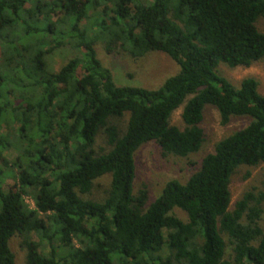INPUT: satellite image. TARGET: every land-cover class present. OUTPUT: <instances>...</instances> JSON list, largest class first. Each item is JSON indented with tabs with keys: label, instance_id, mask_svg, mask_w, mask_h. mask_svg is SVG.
I'll use <instances>...</instances> for the list:
<instances>
[{
	"label": "trees",
	"instance_id": "obj_1",
	"mask_svg": "<svg viewBox=\"0 0 264 264\" xmlns=\"http://www.w3.org/2000/svg\"><path fill=\"white\" fill-rule=\"evenodd\" d=\"M261 16L264 0H0V264H14L15 234L25 264H264V189L232 209L229 190L237 167L264 163V95L256 78L235 85L217 71L264 60ZM97 43L133 59L165 53L179 71L157 88L116 85ZM66 45L74 56L49 69ZM182 104L181 128L170 117ZM206 104L222 125L249 121L144 209L146 189L131 194L134 152L150 140L162 155L198 152ZM125 112L121 129L112 119ZM99 135L107 149L95 148Z\"/></svg>",
	"mask_w": 264,
	"mask_h": 264
},
{
	"label": "rangeland",
	"instance_id": "obj_2",
	"mask_svg": "<svg viewBox=\"0 0 264 264\" xmlns=\"http://www.w3.org/2000/svg\"><path fill=\"white\" fill-rule=\"evenodd\" d=\"M54 1V0H49ZM151 0H141V3L147 4ZM55 19V18H54ZM89 20H82L81 24L85 25ZM94 21L93 19L90 22ZM256 27L259 31H264V16L256 20ZM93 35V34H92ZM98 59L102 65L109 68L116 85L120 86H141L145 88H157L166 78L176 74L179 66L165 53L152 52L141 58H130L126 53L115 52L107 54L101 43L95 45ZM74 50L69 46H63L55 49L46 57L49 69L56 71L70 57L74 56ZM217 71L230 80L233 84L239 82L248 76L254 77L258 81V92L264 95V60L255 62L248 67L238 66L229 68L224 63L219 64ZM184 104L180 105L173 111L170 117V123L177 127H184L185 124L181 119V110ZM128 113L125 112L121 118H113L119 128L123 129L126 125ZM249 118L247 116H232L225 125L220 124L219 113L217 109L206 104L203 107V119L201 127L204 130V142L198 152L191 154L187 158H180L171 155H162L161 148L153 140L144 142L134 152L135 175L132 183V195H136L141 189L147 191V198L143 206L146 209L161 194L165 184L176 179L184 182L198 167L201 159L208 153L212 152L216 142L234 131L244 127ZM95 148L107 149L103 142L102 135L96 138ZM9 159L15 156L13 150L6 152ZM4 168V166H3ZM4 189L13 185L14 177L12 173L6 171ZM110 174L98 178L95 182L94 192L90 198H99L103 190L108 187ZM264 189V163L257 166H239L230 177L229 190L231 194L230 209L233 203L241 197L245 191H253L256 194ZM29 199V198H28ZM30 200V199H29ZM26 201L33 206L32 201ZM182 221H187V214L174 208L172 212ZM261 225L264 227V214L262 215ZM30 238L39 241L35 233L30 234ZM22 236L15 234L9 240V247L14 255V264H25V251L20 247ZM42 248H46L45 241H42ZM47 250V248H46ZM165 251L161 256H165Z\"/></svg>",
	"mask_w": 264,
	"mask_h": 264
},
{
	"label": "built area",
	"instance_id": "obj_3",
	"mask_svg": "<svg viewBox=\"0 0 264 264\" xmlns=\"http://www.w3.org/2000/svg\"><path fill=\"white\" fill-rule=\"evenodd\" d=\"M29 199L28 198H26V201H28ZM29 201H31V200H29ZM33 203V202H32Z\"/></svg>",
	"mask_w": 264,
	"mask_h": 264
}]
</instances>
